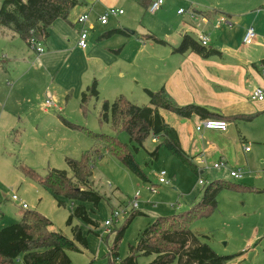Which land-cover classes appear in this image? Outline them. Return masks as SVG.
<instances>
[{"label":"rangeland","instance_id":"1","mask_svg":"<svg viewBox=\"0 0 264 264\" xmlns=\"http://www.w3.org/2000/svg\"><path fill=\"white\" fill-rule=\"evenodd\" d=\"M3 2L0 0V8ZM164 2L162 10L152 13L139 0H101L96 12L118 9L124 15L110 18L106 26L98 24L92 33L96 37L93 42L89 39L87 50L78 46L77 33L61 37L52 30L51 37L41 42L46 50L42 55L18 35L0 37V230L19 223L24 210H38L51 220V229L71 239L74 227L82 229L87 247L79 246L81 252H68L71 264H107L118 230L125 227L117 244L120 261L129 255L130 248L137 245L149 225L159 217L177 215L200 202L205 188L214 180L222 179L242 188L221 190L216 211L197 219L190 228L218 255L229 257L227 264H264V102H254L240 94L247 103L246 110L255 117L230 124L233 137L224 158L229 162L228 169L206 171L202 175L205 185L199 184V174L165 148L157 160H152L150 153L158 146L152 139L136 154L147 182L117 157L103 151V157L93 165L91 178L93 189L103 196V201L98 208L84 203L99 225L95 232L76 218L68 225L74 209L82 203L62 199L65 204L60 206L59 198L26 177L20 169L24 165L42 176L57 169L73 177L67 158L78 160L94 148L95 142L85 131L64 125L62 118L94 132L118 135L122 142L131 144L126 132L115 133L110 123L102 124L100 114L106 101L113 103L122 95L138 106H150L147 91L157 92L162 88L160 79L166 73L165 61L171 57L172 50L148 36L154 35L178 46L182 35L191 30L185 25L191 9H216L225 17L227 14L238 17L240 12L248 10L238 0ZM179 9L186 13L179 15ZM115 29L127 35L101 39L105 32ZM189 35L198 37L195 33ZM216 35L213 36L215 46ZM263 41L252 46L250 53L254 58L264 54ZM216 58L225 63L224 57ZM246 76L247 88L262 82L252 75ZM94 82L100 96L91 98L83 106L82 94ZM49 95L55 108L46 113ZM240 167L243 176L236 180L231 177L230 169ZM162 177L164 184L160 183ZM13 195L20 201H14ZM22 203L28 209H23ZM135 203L137 207L133 208ZM134 213L139 215L128 222ZM106 221H112V225L107 227ZM244 249L249 252L245 253ZM155 259L156 255L141 256L138 262L149 264Z\"/></svg>","mask_w":264,"mask_h":264},{"label":"trees","instance_id":"2","mask_svg":"<svg viewBox=\"0 0 264 264\" xmlns=\"http://www.w3.org/2000/svg\"><path fill=\"white\" fill-rule=\"evenodd\" d=\"M139 1L149 9L154 0ZM79 2L80 0H4L0 8V34L11 32L20 36L28 45L32 38L45 42L50 37L53 24L58 20L67 21L70 12ZM115 34L126 33L115 29L105 33L102 38ZM148 39L157 44H167L154 35H149ZM174 52L196 53L205 59L221 55L217 49L201 46L188 34L183 36L181 44ZM147 93L150 106H138L120 96L113 103L106 101L102 107L100 122L110 123L115 133L126 132L131 144L122 142L118 135L94 132L62 118L64 125L85 131L95 142L94 148L84 152L78 160L67 158L73 177L66 171L57 169L42 176L33 168L20 166L26 177L59 198L60 206L65 204L63 200L82 203L74 209L68 225H72L76 218L91 227L92 232L99 226L91 218L84 203H92L98 208L103 201V196L91 184L93 165L97 159L103 157V151L117 157L131 172L147 182L148 178L137 162L136 154L140 148H145L148 140L158 139V146L150 153L152 160H157L161 149L165 148L198 174L192 158L181 147L178 133L166 123L160 110L187 119L199 116L208 120L218 115L197 104H177L165 88L157 92L148 90ZM99 96L97 82H94L82 94V105L85 106L91 98L98 99ZM227 187L242 188L241 185L222 179L214 180L205 188L200 202L177 215L159 217L149 225L140 235L137 245L130 248L129 255L119 261L117 244L125 227L121 228L117 231L115 246L109 252L110 260L107 264H139V257L152 255H156V259L149 264H227L229 257L218 255L208 244L202 243L190 228L197 219L208 217L216 211L218 195ZM137 215L139 213L132 214L128 222ZM51 227V220L38 210H24L19 223L0 230V264H71L68 252H81L79 246L87 247V239L82 229L74 227L71 239Z\"/></svg>","mask_w":264,"mask_h":264},{"label":"crops","instance_id":"3","mask_svg":"<svg viewBox=\"0 0 264 264\" xmlns=\"http://www.w3.org/2000/svg\"><path fill=\"white\" fill-rule=\"evenodd\" d=\"M100 1L80 0L79 4L70 12L67 21L58 20L53 24L50 29V37L53 30L56 36L61 37L74 36L77 33L79 39L80 26L77 21L80 16L88 13L90 14L92 25L89 39L93 42L96 36L92 37V33L96 32L98 24L102 25L99 18L104 14L96 12ZM237 3L248 9L245 12H240L238 17H234L231 14H227L228 17L221 16L220 13L222 12L216 9L197 10L194 8L191 9L189 19L185 23L191 30H187L184 35L195 33L198 36L199 34L209 36V47L220 51L221 55L219 57H224L225 63L221 59H217V56L205 59L196 53L180 54L174 52V49L182 41L178 46L169 44L166 41L167 44L163 45L168 46L172 53L169 60L165 61L164 66L167 70L160 80H162V88L166 89L172 100L179 105L197 104L203 106L218 115L212 120H224L229 124L227 132L197 131L198 125L203 121L199 116L187 119L179 117L172 112L160 110L166 123L178 133L183 151L192 158L200 176L205 174L206 171L214 170L213 165L220 161H224L229 165V162L224 158L228 154L229 141L233 137L230 124L239 119L250 121L255 117L254 114H250L246 110L247 103L240 94L248 96L249 100H251V93L255 88H264L262 68L264 54L254 58L250 53L252 46L261 43L259 41L264 39V0H238ZM185 13L186 11L178 14L184 15ZM222 17L227 18L231 26L228 23L220 24ZM217 21L218 23L215 24ZM56 24L59 25L55 28ZM249 27L255 28L258 39L255 44L245 45L244 36ZM216 33L215 41L217 46L213 42V36ZM10 35L14 36L16 34L11 32L2 33L0 37H9ZM184 35H182V39ZM196 40L198 41V37ZM119 50L122 51V48ZM45 53L46 50L42 54ZM2 62L4 61H1L2 68L5 69V63ZM246 75H252L254 79L262 81L261 84L257 87L250 86L247 88ZM51 108H55V106L45 107L44 112H49L48 109ZM157 142L153 140V143Z\"/></svg>","mask_w":264,"mask_h":264},{"label":"built area","instance_id":"4","mask_svg":"<svg viewBox=\"0 0 264 264\" xmlns=\"http://www.w3.org/2000/svg\"><path fill=\"white\" fill-rule=\"evenodd\" d=\"M164 0H154L153 3L150 5L149 10L152 13H157L162 9L164 6ZM184 9H181L178 13L182 14L184 13ZM124 11L123 10H118V9H109L106 11L100 18L99 21L102 25H106L109 22L110 17H117L120 15H123ZM221 23H228L231 26V23L227 20V18L222 17L220 19V24ZM77 24L80 26V32H79V39H78V46L86 50L89 47V35L90 31L92 29L91 25V20H90V14L86 13L83 14L82 16L79 17ZM258 34L255 30L254 27H249L246 31V34L244 36V44L245 45H252L257 41ZM198 42L200 43L201 46L203 47H209L210 44V38L209 36L205 34H199L198 36ZM264 46V41L262 42ZM29 47L34 50L38 54H42L45 52V48L42 46L41 42L37 41V39L32 38L29 41ZM263 75H264V65H263ZM251 100L254 102H264V88L262 87H257L255 88L252 93H251ZM55 106V102L52 99V97H48L45 103V107H51ZM229 129V124L228 122L224 120H203L197 127V131H202V130H209V131H220V132H227ZM154 142H157V139L154 140ZM246 151H249V148L246 149ZM214 170H222V169H228V164L225 163L224 161H220L216 164L213 165ZM230 175L232 178L239 180L243 176V169H230ZM163 176L165 175V172L162 174ZM199 179V184L200 185H205V180H203L202 176ZM160 183L164 184L166 183L165 179L162 177L160 179ZM153 191H156L155 188L152 189ZM12 199L14 201H20V198L17 195H13ZM137 204L135 203L133 205V208H136ZM22 208L23 209H28L27 204L22 203ZM126 213V212H125ZM115 218L118 220V215L115 216ZM105 225L107 227L112 225V221H106ZM244 252L247 253L249 250L244 249Z\"/></svg>","mask_w":264,"mask_h":264}]
</instances>
